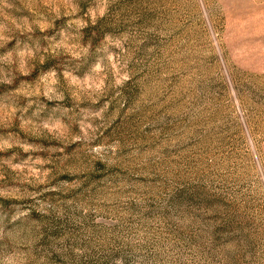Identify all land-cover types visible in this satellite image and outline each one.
I'll return each mask as SVG.
<instances>
[{
    "label": "rangeland",
    "instance_id": "374dc122",
    "mask_svg": "<svg viewBox=\"0 0 264 264\" xmlns=\"http://www.w3.org/2000/svg\"><path fill=\"white\" fill-rule=\"evenodd\" d=\"M0 264H264V0H0Z\"/></svg>",
    "mask_w": 264,
    "mask_h": 264
}]
</instances>
